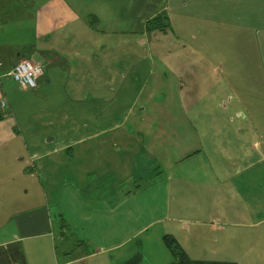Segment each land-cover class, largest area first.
Segmentation results:
<instances>
[{
    "label": "crops",
    "instance_id": "crops-1",
    "mask_svg": "<svg viewBox=\"0 0 264 264\" xmlns=\"http://www.w3.org/2000/svg\"><path fill=\"white\" fill-rule=\"evenodd\" d=\"M159 14L169 29L147 31ZM22 59L42 67L34 89L8 75ZM3 97L0 264H124L136 253L138 264H168L164 235L191 260L264 264V0H0ZM153 125L150 142L132 138ZM169 128L186 138L174 173L130 203L157 215L143 240L155 249L120 239L132 209L117 193L110 229L90 225L97 246L64 248L60 260L66 210L85 218L77 159L81 174L111 165L119 177L121 152L135 161Z\"/></svg>",
    "mask_w": 264,
    "mask_h": 264
},
{
    "label": "rangeland",
    "instance_id": "rangeland-1",
    "mask_svg": "<svg viewBox=\"0 0 264 264\" xmlns=\"http://www.w3.org/2000/svg\"><path fill=\"white\" fill-rule=\"evenodd\" d=\"M162 39L163 38L161 37V40ZM166 43L168 42L166 41ZM142 98L144 101V97H141V99ZM61 115L62 113L56 112L50 114L48 118H51V121L57 124ZM119 116H122V113L117 114L116 117L114 116L113 120H115ZM66 117V123L80 121L74 113L69 115L67 113ZM168 119L169 121L177 120L175 113H171L170 117H168L167 120ZM130 131L134 133L132 135V138H134L135 140L143 139L148 142H150L149 139L153 140L154 137L158 134V129H154V125L151 129H149V133H147V130L145 129L137 131L135 130V132L133 130ZM138 131H141V133L138 134ZM176 131L177 129H167V135L165 136L166 140L153 141L152 144H147L151 146L150 149H152V151H146V154L142 156L136 155V158L132 159L135 161H130L128 155H125L123 152H121L120 156L122 159L120 160V164L122 171L119 177L116 176V174L114 173L115 170L113 171V167L111 165L109 167L104 165V170L94 168L93 171L87 172V174H83V172L81 174V168L85 167L86 163L84 160L77 159L76 164H74L73 166L74 169L80 171V173L78 174V194L80 196L79 199L84 200L83 203L86 208V210L84 211L85 218H82L79 212L75 213L74 211H72L71 213L70 210L65 209L72 224L70 225L68 220L67 223L66 221L64 223L65 225L68 224V228H66L69 231L65 232L68 241H56V247L59 252L60 260L63 259L62 251L64 248L70 249L77 254H84L89 253L97 246V243H99L100 241L98 240L96 234L90 231V225L92 224L94 226L96 225L98 227H101V229L99 230L102 233L110 229V226L108 224V217L111 218V213L109 212V208L107 206H109L112 201H116L114 196L117 193L120 198L128 194L123 198V200H125L126 205L131 208L130 203L137 204L144 202V196L146 194L142 192L145 187L149 185L152 186V184L154 185L157 179H164L167 173H174V160H177L178 156L181 153L180 149L183 146V141H186V138L179 133H177L176 137ZM118 132L122 134V132L124 131L120 130L116 131L115 133ZM113 136L114 135L112 133L108 132L106 134H103L102 137L104 139L111 140ZM124 136H126V134ZM109 143V148L111 149L112 142L109 141ZM103 163L106 164V161L104 160ZM128 174L130 176H128ZM126 175L128 177H125ZM137 187H142V189L136 190ZM149 194L150 193H148L147 195L149 196ZM112 197H114V200L111 201ZM60 199V202H63V204L64 202L66 203V199L64 196H62V194L60 196ZM117 203L119 202H115L114 205ZM135 204H133L135 208H131L132 210L130 215H127L126 212L124 213V215H122L124 219H126V221L124 222L123 226H120L119 228L121 235L120 239L129 236L131 238L126 242L127 245L139 241L138 246L141 245L140 248H143V245H146V243H148L150 248L152 247V249H155V241L147 242L143 240L145 235L151 233L154 234L156 225L152 221L155 217H157V215L151 213L150 216H145V210L140 209V206H137ZM56 223H59L58 218H56ZM73 227H75V230ZM69 233L72 234V237Z\"/></svg>",
    "mask_w": 264,
    "mask_h": 264
},
{
    "label": "trees",
    "instance_id": "trees-1",
    "mask_svg": "<svg viewBox=\"0 0 264 264\" xmlns=\"http://www.w3.org/2000/svg\"><path fill=\"white\" fill-rule=\"evenodd\" d=\"M169 21L165 14H159L154 16L150 20L146 21L147 31H166L169 29ZM163 243L172 255V261L168 264H235L232 262H219V261H202V260H191L179 247L177 242L169 235L163 236ZM141 260V255L136 253L134 256L129 258L124 264H138Z\"/></svg>",
    "mask_w": 264,
    "mask_h": 264
},
{
    "label": "built area",
    "instance_id": "built-area-1",
    "mask_svg": "<svg viewBox=\"0 0 264 264\" xmlns=\"http://www.w3.org/2000/svg\"><path fill=\"white\" fill-rule=\"evenodd\" d=\"M8 75L20 88L34 89L37 79L42 75V67L22 59L11 68ZM0 106L3 109L8 108V102L4 97L0 99Z\"/></svg>",
    "mask_w": 264,
    "mask_h": 264
}]
</instances>
